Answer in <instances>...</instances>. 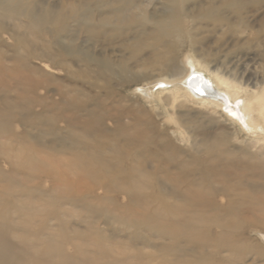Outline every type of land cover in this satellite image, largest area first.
I'll return each mask as SVG.
<instances>
[{"label":"bare ground","instance_id":"6f19581e","mask_svg":"<svg viewBox=\"0 0 264 264\" xmlns=\"http://www.w3.org/2000/svg\"><path fill=\"white\" fill-rule=\"evenodd\" d=\"M176 4L171 18L149 15L141 24L145 39L154 41L149 66H158L161 75L136 88L150 101L163 92L176 101L183 93L225 110L226 133L195 139L179 162L168 154L181 151L174 138L133 107L105 109L101 99L89 105L64 94L40 115V134L57 135L50 145L34 139L29 128L13 145L17 135L8 115H0V264H237L245 258L240 250L249 248L246 235L264 239V73L261 87L251 90L222 69L212 70L206 56L195 55L198 41L184 27V0ZM226 8L237 17L244 10L230 0L200 16L231 26ZM20 12L0 0L1 17ZM26 14L34 27L64 19L32 6ZM184 41L191 49L182 53ZM140 43L137 50L147 46ZM242 134L247 137L240 140ZM120 192L125 205L115 200Z\"/></svg>","mask_w":264,"mask_h":264},{"label":"rangeland","instance_id":"374dc122","mask_svg":"<svg viewBox=\"0 0 264 264\" xmlns=\"http://www.w3.org/2000/svg\"><path fill=\"white\" fill-rule=\"evenodd\" d=\"M229 1L184 0V27L198 41L193 48L198 58L206 56L212 70L222 69L248 84L252 90L258 85L261 87L264 73V0H234L244 6L238 17L231 13V9H222L224 15L230 18L231 26L200 16L209 6H221ZM10 2L21 12L14 17L0 16V115H8L9 128L17 135L13 145H19L26 128L31 129L34 139L42 138L49 145L55 141L57 135L40 134L39 130L45 123L40 115L47 106L62 100L64 94L76 97L80 103L90 101L89 105H94L95 100L101 99L105 109L113 105L133 107L144 119L150 116L151 121L161 129L160 133L174 138L173 142L181 149H169L171 152H168L179 162L187 159L185 150L191 148L195 139L200 140L209 132L215 135L226 133L229 122L225 110L196 99H186L183 93H178L176 101L167 92L150 101L141 97L136 88L161 75L158 66H149L150 45L154 41L145 39L141 24L149 15L171 18L176 13L177 0ZM28 6L34 7L38 13L50 11L64 19L34 27L26 14ZM152 26L148 24V31ZM58 32L60 36L56 39ZM140 42H147V46L137 50ZM190 49L184 41L182 53ZM86 55H92L90 57L96 61L88 60ZM101 60L109 63L112 69L104 68ZM123 66L131 69L129 74L122 71ZM204 74L210 80V74ZM159 97L163 99L162 106L157 104ZM50 111L57 114L55 110ZM108 122L111 124L110 120ZM32 124V127L26 126ZM160 133L154 132L153 135ZM239 137L241 140L247 136L242 134ZM1 141L9 143L4 138ZM2 165L8 169L7 164ZM186 168L179 174L180 180L190 171V167ZM46 175L43 173L41 176L46 178ZM46 181L49 186L50 181ZM97 193L103 194V190ZM114 197L118 204L125 205L126 197L121 192L115 193ZM251 234L245 238L249 248L240 250L245 258L237 259V264H264V249L261 251L255 245L264 246V239ZM254 237H257L256 240ZM154 242L162 244V240L155 239ZM183 243L185 240H182ZM65 246V249H70V246ZM153 250L146 248L145 252ZM223 253L227 255V251Z\"/></svg>","mask_w":264,"mask_h":264}]
</instances>
